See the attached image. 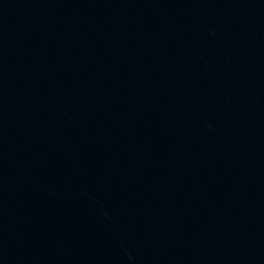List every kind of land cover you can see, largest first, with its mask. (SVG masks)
Here are the masks:
<instances>
[{
	"label": "water",
	"instance_id": "water-1",
	"mask_svg": "<svg viewBox=\"0 0 264 264\" xmlns=\"http://www.w3.org/2000/svg\"><path fill=\"white\" fill-rule=\"evenodd\" d=\"M0 264H264V0H0Z\"/></svg>",
	"mask_w": 264,
	"mask_h": 264
}]
</instances>
